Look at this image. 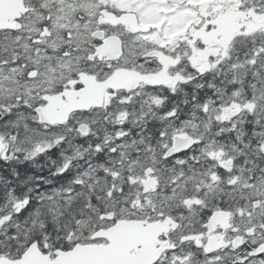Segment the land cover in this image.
<instances>
[{"label":"snow or ice","instance_id":"1","mask_svg":"<svg viewBox=\"0 0 264 264\" xmlns=\"http://www.w3.org/2000/svg\"><path fill=\"white\" fill-rule=\"evenodd\" d=\"M0 264H264V0H0Z\"/></svg>","mask_w":264,"mask_h":264}]
</instances>
